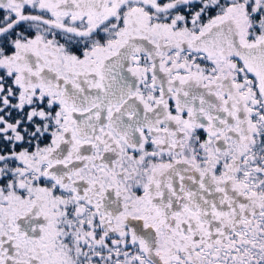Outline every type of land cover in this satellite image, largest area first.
Wrapping results in <instances>:
<instances>
[{
    "label": "snow or ice",
    "instance_id": "1",
    "mask_svg": "<svg viewBox=\"0 0 264 264\" xmlns=\"http://www.w3.org/2000/svg\"><path fill=\"white\" fill-rule=\"evenodd\" d=\"M0 13V264H264V0Z\"/></svg>",
    "mask_w": 264,
    "mask_h": 264
},
{
    "label": "trees",
    "instance_id": "2",
    "mask_svg": "<svg viewBox=\"0 0 264 264\" xmlns=\"http://www.w3.org/2000/svg\"><path fill=\"white\" fill-rule=\"evenodd\" d=\"M0 15H2V13Z\"/></svg>",
    "mask_w": 264,
    "mask_h": 264
},
{
    "label": "flooded vegetation",
    "instance_id": "3",
    "mask_svg": "<svg viewBox=\"0 0 264 264\" xmlns=\"http://www.w3.org/2000/svg\"><path fill=\"white\" fill-rule=\"evenodd\" d=\"M1 14V13H0Z\"/></svg>",
    "mask_w": 264,
    "mask_h": 264
},
{
    "label": "rangeland",
    "instance_id": "4",
    "mask_svg": "<svg viewBox=\"0 0 264 264\" xmlns=\"http://www.w3.org/2000/svg\"><path fill=\"white\" fill-rule=\"evenodd\" d=\"M203 135V134H202Z\"/></svg>",
    "mask_w": 264,
    "mask_h": 264
}]
</instances>
